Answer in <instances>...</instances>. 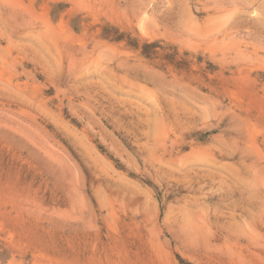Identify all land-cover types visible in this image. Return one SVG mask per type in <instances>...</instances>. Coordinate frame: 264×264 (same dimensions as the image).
<instances>
[{
	"label": "rangeland",
	"instance_id": "1",
	"mask_svg": "<svg viewBox=\"0 0 264 264\" xmlns=\"http://www.w3.org/2000/svg\"><path fill=\"white\" fill-rule=\"evenodd\" d=\"M0 264H264V0H0Z\"/></svg>",
	"mask_w": 264,
	"mask_h": 264
}]
</instances>
